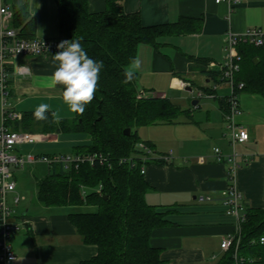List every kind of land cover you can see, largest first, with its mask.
<instances>
[{
	"label": "crops",
	"instance_id": "1",
	"mask_svg": "<svg viewBox=\"0 0 264 264\" xmlns=\"http://www.w3.org/2000/svg\"><path fill=\"white\" fill-rule=\"evenodd\" d=\"M5 2L13 12L27 7L35 20L34 38H62L56 0ZM122 4L126 13H138L145 26L175 24L184 19V27L190 30L160 37L157 47L139 45L137 59L141 61V67L136 74L141 95L169 97L181 108L192 109L195 122L153 125L160 129L156 137L146 135L142 138L140 132L139 136L151 143L158 154L172 152L174 155L172 160L163 164L160 161L149 164L145 173L151 185L147 202L162 209L175 210L168 215L173 223L156 229L151 239L153 246L162 249L163 264H215L213 262L224 253L221 248L223 239L234 233L238 225L236 218L226 214L222 203L223 191L230 182L228 164L218 162L214 154L216 146L226 153L231 151L230 140L224 135L225 113L220 104V100L229 95L230 88L226 83L219 84L215 92L217 98H198L197 93L214 84V79L207 78L205 71L208 66L218 70L226 54L225 37L229 31L240 34L249 28H264V0L220 3L215 0H122ZM89 9L102 12L106 9V1L89 0ZM196 58H203L208 63L198 62ZM7 66L12 91L11 110L23 114L47 103L50 111L57 112L61 119L66 118L63 113L66 106L60 98L61 87H49V77L55 67L52 55L17 56L10 59ZM23 66L29 68L30 74L18 72ZM188 87H192L193 92H189ZM196 99L198 103L194 105ZM239 100L243 112L237 120L249 132L250 140L238 144L236 149L251 160L237 169L234 183L246 206L264 208V141L260 138L264 132V95L243 91ZM212 111L215 112L213 115ZM198 113L202 116L197 119ZM2 119L0 99V123ZM59 134H43L41 141L45 144L42 145L56 142ZM164 135L166 138L161 139ZM88 142L90 140L81 144ZM42 145L33 152L45 154ZM48 153L55 154L53 151ZM29 167L31 190L28 176L19 181L14 170L21 202L11 221L24 227L12 238L17 254L14 264H83L95 257L98 246L85 244L68 217L74 208L46 206L39 200L38 180L49 173L48 165ZM14 196L15 193L9 194L10 205H13ZM201 197H210L211 200L201 201Z\"/></svg>",
	"mask_w": 264,
	"mask_h": 264
},
{
	"label": "trees",
	"instance_id": "2",
	"mask_svg": "<svg viewBox=\"0 0 264 264\" xmlns=\"http://www.w3.org/2000/svg\"><path fill=\"white\" fill-rule=\"evenodd\" d=\"M56 1L62 38L80 40L91 58L103 62L95 99L82 115L60 119L59 123L51 116L52 111L44 121L36 120L34 111H26L20 119H8L7 125L13 130L43 134L84 133L90 142L75 146L73 154L102 152L108 157L105 165L84 162L67 168L62 163L49 164V173L38 180L41 203L74 208L68 217L82 241L98 246V254L83 264H163L162 249L153 246L151 239L156 229L173 223L168 215L175 210L147 202L151 185L141 167L145 164L147 169L159 160L143 161L144 152L137 144L145 142L154 148L140 138L139 129L193 123V110L181 108L169 97L141 95L137 74L126 84L123 71L137 58L139 45L157 47L160 37L190 32L184 27L186 20L145 26L138 13L124 11L122 0H105L102 12H91L89 0ZM13 25L19 28L21 37L34 38L35 20L27 7L16 9ZM239 51L242 61L236 80L245 83L243 91L264 95V48L243 44ZM195 60L208 63L203 58ZM205 72L207 78L214 79L213 85L224 83L219 67L208 66ZM212 86L202 90L215 94ZM227 97L220 100L224 113L228 111ZM127 128L131 129L129 136L124 133ZM123 158H133L134 167L130 162L120 163ZM240 227L239 243L233 242L215 264H264V244L259 239L264 235V208L245 205V221Z\"/></svg>",
	"mask_w": 264,
	"mask_h": 264
},
{
	"label": "built area",
	"instance_id": "3",
	"mask_svg": "<svg viewBox=\"0 0 264 264\" xmlns=\"http://www.w3.org/2000/svg\"><path fill=\"white\" fill-rule=\"evenodd\" d=\"M217 3L228 0H215ZM14 12L5 0H0V99L3 107V119L0 123V264H14L17 254L12 244L14 235L23 231L21 223L12 222L11 218L17 214V207L21 202V196L17 192V180L14 170L25 169L27 166L36 164L62 163L67 168L69 166L88 162L91 165H105L109 163L108 157L102 152L88 154H55L52 156L38 153L24 154L20 147L24 145H34L43 139L39 133L24 130H13L7 125L8 119H20L21 114L11 110L9 103V70L7 63L10 59L17 56H50L57 52L56 45L66 38L55 39H25L20 36L19 31L13 26ZM243 44H250L255 47L264 48V28H249L243 33L229 31L225 37V57L219 64L220 78L230 88L228 95V111L225 113L226 131L225 137L230 140L231 151L226 153L219 146L214 147L216 160L228 164L227 177L229 186L223 191L222 203L226 214L236 218L237 230L223 239L221 248L228 250L233 242L239 243L241 223L245 221V204L242 201L241 192L235 187L234 178L237 169L247 164L251 158L241 155L236 146L250 140L247 129L238 122L237 118L243 112L239 93L245 88L244 82H238L236 75L241 69L242 55L239 47ZM20 74H30L29 68L20 67ZM183 85H185L183 83ZM218 85H213V91L217 90ZM198 98H214L215 94L205 90H198ZM138 148L144 152L143 161L159 160L170 161L172 154L157 155L155 151L145 142H139ZM130 162L134 167L133 158H123L120 163ZM141 172L146 173L145 164L141 167ZM15 193L13 205L9 203V194ZM211 200L210 197H201V201Z\"/></svg>",
	"mask_w": 264,
	"mask_h": 264
},
{
	"label": "clouds",
	"instance_id": "4",
	"mask_svg": "<svg viewBox=\"0 0 264 264\" xmlns=\"http://www.w3.org/2000/svg\"><path fill=\"white\" fill-rule=\"evenodd\" d=\"M56 47L58 50L52 55V63L55 67L49 77V87L60 86L62 89L60 98L67 110L82 115L86 106L95 99L103 62L91 58L77 39L62 40ZM140 67L141 61L133 58L124 68L123 82L131 83ZM49 111L50 105L41 103L35 108L33 116L38 121H44L48 119ZM51 116L56 123H59L61 117L57 112H51ZM259 239L260 243L264 244V235Z\"/></svg>",
	"mask_w": 264,
	"mask_h": 264
},
{
	"label": "rangeland",
	"instance_id": "5",
	"mask_svg": "<svg viewBox=\"0 0 264 264\" xmlns=\"http://www.w3.org/2000/svg\"><path fill=\"white\" fill-rule=\"evenodd\" d=\"M247 94H252V93H247ZM8 100H9V103L13 106L12 95L9 96ZM211 102L215 103V101H211ZM63 113H64V115H66V118L72 119L75 116V114L69 112L67 110V108L65 110H63ZM214 113L215 112L212 111V115ZM19 114H21V113H19ZM200 116H202V114L198 113V114H196L195 117L198 119ZM150 127H151L150 129H143L142 131H141V129L139 130L140 134L142 135V138H145L146 135H153V136L156 137V135L158 133V130H160V129H157L159 127L158 126H150ZM36 133H39V132H36ZM58 137L59 138H58V140L56 142L53 141L54 143H51V144H48V145H42V144H45V142L43 143V141H40L39 143H37L35 145H24V146L20 147V149L21 148L24 149V151H23L24 154L35 153V152H33L34 149L37 148V146H41L42 145L43 148L45 149V154L50 152V151H53V152H55V154L71 155V154H73V148L75 146H77L78 144H81L82 142L90 140L88 138V135L84 134V133H60ZM163 138H166V136L164 135V136L161 137V139H163ZM260 138L262 139V141H264V132L260 134ZM170 140H171V138H170ZM169 143H165V145H168ZM237 148H238V146H237ZM48 154H54V153H48ZM29 168L30 167L28 166L25 169H17L15 172H16V175L18 176V180L19 181L21 180V178L23 180H25L27 178V176H28V182L30 183V184L28 183V187L31 190L32 179H31V173L29 172L30 171ZM23 170H27V171H23ZM21 174H24V175H21ZM26 184H27V180H26ZM214 259H216V258H214ZM218 259H219V257H218ZM217 260H215L213 263H216Z\"/></svg>",
	"mask_w": 264,
	"mask_h": 264
},
{
	"label": "water",
	"instance_id": "6",
	"mask_svg": "<svg viewBox=\"0 0 264 264\" xmlns=\"http://www.w3.org/2000/svg\"><path fill=\"white\" fill-rule=\"evenodd\" d=\"M256 62H258V60H256ZM187 90L189 92H193V88L192 87H188ZM197 103H198L197 99L193 101L194 105H196ZM124 133H125L126 136H129L131 134V129L130 128L125 129Z\"/></svg>",
	"mask_w": 264,
	"mask_h": 264
}]
</instances>
